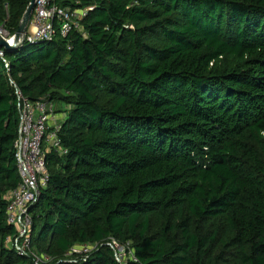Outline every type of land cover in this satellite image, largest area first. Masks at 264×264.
I'll return each mask as SVG.
<instances>
[{"label":"trees","instance_id":"16d2710c","mask_svg":"<svg viewBox=\"0 0 264 264\" xmlns=\"http://www.w3.org/2000/svg\"><path fill=\"white\" fill-rule=\"evenodd\" d=\"M29 2L0 0L7 29ZM81 27L2 50L0 264H34L5 242L20 180L11 80L68 106L65 151L46 152L28 208L49 264H264V0H98ZM79 244H94L83 259L68 254Z\"/></svg>","mask_w":264,"mask_h":264},{"label":"built area","instance_id":"2783aa9c","mask_svg":"<svg viewBox=\"0 0 264 264\" xmlns=\"http://www.w3.org/2000/svg\"><path fill=\"white\" fill-rule=\"evenodd\" d=\"M61 1L79 6H61L58 4ZM96 1L98 0H35L24 42L50 40L56 32L65 36L72 30L81 31L82 19L95 6ZM0 57L3 58L1 49ZM3 61L7 67V61L4 58ZM11 83L15 87L19 117L13 147L20 180L6 196L7 223L15 230L13 234L7 236L5 242L18 255L28 256L32 225V216L28 208L37 199L40 190L47 185L49 173L45 164V154L48 150L63 154L65 150L58 136L61 119L51 108V101L45 97L31 101L20 93L12 80ZM111 242L110 247L113 249L121 246L114 240ZM91 249L89 244H79L68 254L88 255ZM128 252L129 257L135 260L132 250ZM115 255L119 256V253ZM116 259L122 262L117 257Z\"/></svg>","mask_w":264,"mask_h":264},{"label":"rangeland","instance_id":"374dc122","mask_svg":"<svg viewBox=\"0 0 264 264\" xmlns=\"http://www.w3.org/2000/svg\"><path fill=\"white\" fill-rule=\"evenodd\" d=\"M6 19H7V15H6V12H5V14L3 15V20L0 21V29H1L2 35L5 36L6 38H8V40H9V39L13 38L11 36H13V34H14V32L16 30L12 32L11 30L7 29V27H6L7 24L5 22ZM45 98L48 100L47 97H45ZM50 106L54 110V112L58 113L60 119L62 120L64 118V116H65V113H66L65 109L68 108L66 103L60 102L59 100H54V101H52L50 103ZM174 221H176V220L174 219ZM160 223H161V220H159L158 218L157 219L156 218H152L151 232H155L159 228ZM204 224H205V226L208 225L206 223H204ZM203 227H204V225H203ZM111 241L112 240H110V242ZM110 242H107V244L109 246L112 243V242L111 243ZM90 246L92 248L94 246V244H90ZM113 250L115 251L116 254L119 253V256H116V255L115 256L119 260H121L122 262L129 259V257H128V255L126 253H127V251L131 250L130 245L129 246H124V247L123 246H118L116 248L114 247ZM27 253H29L28 257L34 264H49V262L52 260V258L50 257L49 254H47L46 252L40 251L38 248H36L34 246H31L30 250ZM77 255H78L77 256L78 258H82V257L85 258L84 256H86L83 253L82 254H77Z\"/></svg>","mask_w":264,"mask_h":264},{"label":"water","instance_id":"95a60500","mask_svg":"<svg viewBox=\"0 0 264 264\" xmlns=\"http://www.w3.org/2000/svg\"><path fill=\"white\" fill-rule=\"evenodd\" d=\"M34 1L35 0H30L25 11L23 12L21 20L19 21V24H18V28L12 36L13 37L12 43L8 41V38L2 35L1 29H0V49L1 50H10V49H13L15 47H19L20 45H22V43L24 42L25 34L29 26L30 16L34 8Z\"/></svg>","mask_w":264,"mask_h":264},{"label":"bare ground","instance_id":"6f19581e","mask_svg":"<svg viewBox=\"0 0 264 264\" xmlns=\"http://www.w3.org/2000/svg\"><path fill=\"white\" fill-rule=\"evenodd\" d=\"M8 41H9L10 43H12V42H13V38H12V39H9Z\"/></svg>","mask_w":264,"mask_h":264}]
</instances>
